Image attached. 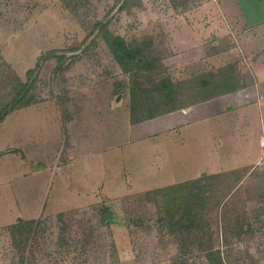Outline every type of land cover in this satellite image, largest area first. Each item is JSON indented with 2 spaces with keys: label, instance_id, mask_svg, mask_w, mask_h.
Instances as JSON below:
<instances>
[{
  "label": "rangeland",
  "instance_id": "rangeland-1",
  "mask_svg": "<svg viewBox=\"0 0 264 264\" xmlns=\"http://www.w3.org/2000/svg\"><path fill=\"white\" fill-rule=\"evenodd\" d=\"M210 1L0 0V113L14 111L0 125V264H264V161L207 180V206L189 228L175 223L181 219L177 202L168 208L169 219L166 200L156 194L83 196L99 182L116 184L130 163L147 168L133 144V118L148 122L199 105L202 96L186 84L214 85L207 96L223 97L226 76L239 88L251 82L250 73L207 60L210 50L232 47L223 37L205 40L204 5ZM100 24L141 51L142 71L123 72L95 30ZM165 81L176 86L177 104L158 91ZM168 146L148 150L151 181L186 178L174 173L183 171L178 166L190 153ZM75 147L90 149L67 177L82 194L77 198L58 181L52 186L45 172L21 177L25 162L4 156L13 151L28 162L43 156L37 164L53 169ZM165 159L177 164L174 171L156 174ZM128 171L135 178L137 171ZM133 184L136 191L148 188ZM46 199L49 207L34 225L8 228L18 216L37 218Z\"/></svg>",
  "mask_w": 264,
  "mask_h": 264
},
{
  "label": "crops",
  "instance_id": "crops-1",
  "mask_svg": "<svg viewBox=\"0 0 264 264\" xmlns=\"http://www.w3.org/2000/svg\"><path fill=\"white\" fill-rule=\"evenodd\" d=\"M204 8L203 20L209 24L208 29L205 30V40H210L213 36L223 37L229 46H232L231 48L225 47L224 51L217 53L210 50L207 60L220 64L221 68L233 66L235 71L250 73L251 82L236 92L188 110L139 125L133 126L128 123L133 135V144L144 154L147 168L142 170L140 167H134L132 163L128 164L127 168H122L119 178L115 180L116 184H111L106 179V182H99L101 186L99 185L91 192L92 194L88 195L85 192L83 195L86 196L85 201L92 200L95 193H100L111 200L122 199L132 194L150 193L197 181L207 176L249 170L264 161V0H213L204 5ZM196 18L194 16L195 20ZM177 136L180 139L179 142L174 139ZM96 140L100 142L99 139H95L94 142ZM106 140L107 138L102 139L101 142L106 144ZM168 145H174L176 151L177 147L186 148L190 153L191 159L184 165L179 164L178 166L183 171L174 173V177L179 175L178 177L186 178L173 184L166 182L168 181L166 179L161 182L151 181L148 178L149 167H151V155L148 150L149 148L151 151L155 149L157 153L158 147L169 149ZM88 148L82 150L75 147L71 149L72 151L69 150L65 154L67 162H62L61 167L55 166L53 169L47 164H37L43 156L32 158L30 162L24 160L23 154H16L13 151L4 156L11 154L16 159L25 162V170L21 177L32 176L33 178L35 174L45 172L54 179L50 182L52 186L58 181L64 186V190L77 198L82 194L70 186L67 177H69V171L73 173V169L85 160L83 156H89L90 149ZM128 148L127 145L123 149ZM45 159L47 161V158ZM165 160L166 162L163 161L159 165L156 174L163 172L167 174L174 171V165L177 164L172 165L168 163V159ZM48 162H50L49 159ZM128 170L137 171L133 174L135 178H132ZM133 183L142 184L140 187L148 188H138L136 191ZM48 201L49 199L45 200L37 218L25 219L18 216L8 226L40 220L43 208L49 207ZM84 204L85 202L82 205H72L67 208L78 209ZM61 208L66 209L61 206L60 210Z\"/></svg>",
  "mask_w": 264,
  "mask_h": 264
},
{
  "label": "trees",
  "instance_id": "trees-1",
  "mask_svg": "<svg viewBox=\"0 0 264 264\" xmlns=\"http://www.w3.org/2000/svg\"><path fill=\"white\" fill-rule=\"evenodd\" d=\"M95 30H97L99 32V34L101 35L102 39L104 40V42L106 43V45L108 46V48H110L112 50V52L115 55V58L120 66V68L123 70V72L125 74H130L134 71H142L143 67L145 65V59L144 57H142L141 51L139 49H136L132 46H129L124 39L122 38H115L113 37V35L108 31V25H104V24H100L98 26L95 27ZM227 77V76H226ZM224 78L223 80V84H220L221 87L225 86L226 89H229L227 93L223 94V95H227L233 92H236L237 90H239L240 88L237 86L236 83H231L230 78ZM199 82V81H198ZM196 85L191 86L190 84H186L187 87H192L193 89V96H202V100H197V103L200 102V104L205 103L207 101H210L212 99H216L221 95L218 96H213V97H208L206 92H214V88L216 87L214 85L211 84H207L204 82H199ZM217 88V87H216ZM158 91L160 93H163L164 97L168 100L173 101V104H177L174 103V100L177 99L178 94L176 92V86H174L173 83H171L170 81H165L164 83L158 85ZM21 94V93H20ZM20 94H18V96H20ZM25 99H23L22 102L19 103V109L21 107L24 106V100H26V98L28 97V92L25 93ZM200 98V97H199ZM206 98V99H205ZM179 105V104H178ZM16 111V109H15ZM14 111H3L2 113H0V125L3 124V122L5 121V119ZM159 117V116H157ZM156 116H152L151 119H155ZM149 119V120H151ZM145 120H137L135 118H133L132 120V125H139L144 123ZM146 122V121H145ZM236 173L239 172H232V173H228V174H222V175H216V176H211L208 177L207 179H199L197 181H193V182H187L184 184H180V185H176V186H172V187H168V188H164L161 190H157L154 192H150L147 194H156L159 197H162L163 199L166 200L165 202V206H164V210L167 214V218L169 219H173L174 217L171 216L169 209L170 207H172L170 204L171 203H176L177 202V214H181V219L178 222H175L176 224L180 225L181 227H184L185 225H187L189 227H194L197 225V223L199 222V220L201 219L200 217V213L199 211L204 209L207 206V202H206V193L202 187L203 184H205V182L207 180H220L223 178H228L230 176L235 175ZM185 190H189V194H185L183 191ZM196 191H198V193H196ZM171 194L174 196H171ZM178 195H182V200L179 201V197ZM209 200V199H207ZM107 219V217H105V220ZM36 223V221H32V222H21L17 225H14L12 227H10L9 229H18L21 226L26 227V226H32ZM174 223V222H172ZM177 226V225H176Z\"/></svg>",
  "mask_w": 264,
  "mask_h": 264
}]
</instances>
